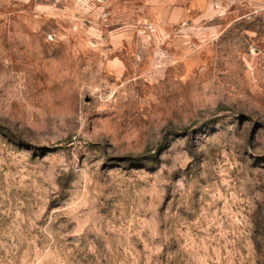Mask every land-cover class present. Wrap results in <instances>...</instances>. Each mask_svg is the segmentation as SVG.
Here are the masks:
<instances>
[{
  "label": "rangeland",
  "instance_id": "obj_1",
  "mask_svg": "<svg viewBox=\"0 0 264 264\" xmlns=\"http://www.w3.org/2000/svg\"><path fill=\"white\" fill-rule=\"evenodd\" d=\"M0 264H264V0H0Z\"/></svg>",
  "mask_w": 264,
  "mask_h": 264
}]
</instances>
